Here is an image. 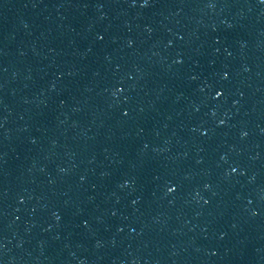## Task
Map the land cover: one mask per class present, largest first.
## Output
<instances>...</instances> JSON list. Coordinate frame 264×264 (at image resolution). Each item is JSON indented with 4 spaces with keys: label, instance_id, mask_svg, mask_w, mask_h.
Wrapping results in <instances>:
<instances>
[{
    "label": "water",
    "instance_id": "obj_1",
    "mask_svg": "<svg viewBox=\"0 0 264 264\" xmlns=\"http://www.w3.org/2000/svg\"><path fill=\"white\" fill-rule=\"evenodd\" d=\"M0 264H264V0H0Z\"/></svg>",
    "mask_w": 264,
    "mask_h": 264
}]
</instances>
